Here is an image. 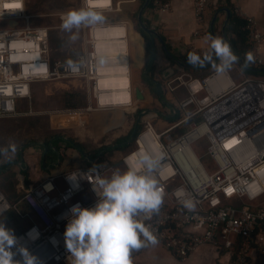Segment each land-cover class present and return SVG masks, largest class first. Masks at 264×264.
I'll use <instances>...</instances> for the list:
<instances>
[{
	"label": "built area",
	"instance_id": "2783aa9c",
	"mask_svg": "<svg viewBox=\"0 0 264 264\" xmlns=\"http://www.w3.org/2000/svg\"><path fill=\"white\" fill-rule=\"evenodd\" d=\"M7 2L19 7L0 8V21L9 24L0 28V120L33 112L32 84L68 81L85 87L86 113L126 111L139 120L129 147L109 161L49 176L27 189L16 204L0 190V223L10 213L27 222L14 233L18 246L26 247L37 264H70L64 233L71 207H94L99 179L129 168L143 172L139 157L147 154L155 161L148 174L161 190L162 201L158 210L142 213L138 219L162 247L186 262L197 249L219 242L234 256L219 264H249L257 236L264 239V80L251 76L237 81L230 69L212 68L195 75L177 67V72L158 83L166 96L182 94L177 109L165 107L173 116L179 112V118L157 130L154 120L144 118L149 111L139 113L136 104L138 84L128 23L110 18L121 13L120 1L96 0L95 10L104 21L80 28L82 51L71 63L51 58V29L32 23L26 0ZM84 6L85 0H80V8ZM192 7L196 38L206 26V0H195ZM170 9L168 1L152 2V13ZM65 13L57 14L59 28ZM233 13L245 21L246 53L253 57L248 64L264 70V34L258 21L237 8ZM189 52L203 56L194 48ZM185 200L192 201L194 209H187ZM14 259L22 257L17 254Z\"/></svg>",
	"mask_w": 264,
	"mask_h": 264
},
{
	"label": "rangeland",
	"instance_id": "374dc122",
	"mask_svg": "<svg viewBox=\"0 0 264 264\" xmlns=\"http://www.w3.org/2000/svg\"><path fill=\"white\" fill-rule=\"evenodd\" d=\"M115 1H120V10L122 12L116 16L111 15L110 18H118L128 22L133 27L134 31L138 33L136 30V17L144 1ZM25 4L26 12L32 16V23L34 25H44L51 29V58L60 59L66 63L73 62L81 54L83 33L80 29L78 31L74 30L73 33L63 31L58 27L57 14L79 9L80 0H26ZM144 12H146L144 16L150 22L151 19L149 18L151 14H153L151 9H146ZM10 25H13V23H10ZM3 27H9V24L5 21H0V28ZM149 27L151 28V25ZM155 31L159 34L157 30ZM73 34L76 36L75 40L71 38ZM154 45L155 48L160 50V43L158 40L154 39ZM142 53V65L136 70L134 69L136 75L135 80L139 81L141 87H143L145 91L144 103L139 105L138 111L157 110L159 112H167L166 108L161 103L158 91H156V85L154 84L151 86L147 80L143 78V76H145L158 83L154 78V71H147L148 64L145 63L147 58L145 50H143ZM234 71L233 76L237 81H240L245 76L239 64L236 65ZM165 95L166 93L164 92V96ZM31 102L33 104L32 113L17 118L0 120V148L12 149L14 157L18 158V156H16L18 155L17 152H19L23 146L29 144L34 145L38 160L40 157L48 164L52 163L54 160H56L54 162H57V158L58 160L60 158L61 163L64 165L69 161H74V157H78V155H80L86 163L85 160L87 159L83 156L91 158L90 156L95 155L99 158L103 152H106L107 156L110 157L109 154L114 153L113 157H116L122 152L121 149L113 150L117 145L120 146L123 143L121 137L118 138L114 135V132L118 129L109 130L107 134L104 133L99 139H93L89 135V133H92L93 122L92 120L89 122L87 121V117H91V115L85 112L88 106V100L85 87L82 83L74 81L34 83L32 84ZM71 105L74 106V110L69 108ZM122 116L124 117V122L120 123L122 125L121 131H119L125 134V138L128 137L129 140L138 115H131L129 112L125 111L122 113ZM79 118L83 120L78 122L77 119ZM156 121L159 123L158 120ZM160 124L163 125V123ZM57 139H61L62 142L57 146H54V143L51 145V143L55 142ZM51 149L54 151L53 160H50L48 156ZM9 155L10 154L5 155L6 160L11 159ZM23 156L25 157V154H23ZM0 180L3 183L11 185V180L13 179L1 178ZM9 201L11 203H16L12 200ZM24 208L25 207H23V210ZM20 209H22V207H20ZM2 223L14 233H18L27 225V222L16 218L13 213L5 217Z\"/></svg>",
	"mask_w": 264,
	"mask_h": 264
},
{
	"label": "clouds",
	"instance_id": "9594fccd",
	"mask_svg": "<svg viewBox=\"0 0 264 264\" xmlns=\"http://www.w3.org/2000/svg\"><path fill=\"white\" fill-rule=\"evenodd\" d=\"M96 0H85V6L63 14L61 29L68 33L82 26L91 27L104 21L103 15L95 10ZM18 3L0 0V8H18ZM73 40L76 36L73 34ZM209 49L203 56L189 52L186 63L204 66L211 63L217 72L228 70L239 57L222 37L208 36ZM215 60L219 63L214 62ZM252 54H245V64L251 62ZM143 172L129 168L125 172H113L110 178L98 181L99 200L92 208H82L79 204L69 210L71 218L64 233L65 247L72 259L70 264H132V250H139L148 244H155L156 237L149 227L140 222L142 213L158 210L161 190L150 173L155 161L147 154L139 157ZM70 180H75L69 176ZM47 187H51L50 185ZM192 210L195 205L190 200L183 201ZM16 251H13V249ZM19 254L22 260H15ZM0 264H37V258L23 246H18L14 232L0 223Z\"/></svg>",
	"mask_w": 264,
	"mask_h": 264
},
{
	"label": "crops",
	"instance_id": "0c3cea01",
	"mask_svg": "<svg viewBox=\"0 0 264 264\" xmlns=\"http://www.w3.org/2000/svg\"><path fill=\"white\" fill-rule=\"evenodd\" d=\"M165 1L170 3L171 9L164 13H153L149 19H151V28L153 30L155 28V30L165 38L166 43L171 47V54L174 56L184 55L192 48L204 54L209 49L210 41L206 38L210 35L213 37H222L231 46V49L236 55L239 53V50H247L249 47L247 35L245 41H242L238 39V36L227 31L230 23L229 20L232 16L239 18L245 24L243 18L233 13L234 8L240 9L246 16L254 17L258 21L259 28L264 34V0H206V7L204 9V21L206 26L203 28L204 32L202 35L196 38L193 36L196 25L193 19L192 7L195 0ZM128 26L130 45L132 48V65L136 70L142 65V51L144 50V46L141 35L136 33L129 23ZM241 30L246 32L245 26H243ZM159 49L160 50L154 47L155 51L153 55L155 65L154 78L157 81L161 78L163 71L168 67L174 68V70H176L175 72L178 71V66L167 58L161 44ZM216 63H219V61ZM237 64L238 63H234L230 68L232 73L235 72L234 68ZM239 66L245 73L244 77L253 76L249 75V71L244 70L240 63ZM134 77L136 78L135 73ZM258 77L264 80V76ZM136 82L139 83L138 80H136ZM141 89L145 95L143 87H141ZM143 103L144 100L138 101L136 104ZM122 113V111H105L104 113L89 114L91 117L88 116L89 118L87 117V121L89 122L92 120L93 122L92 133H89V135L93 139H99L104 133L107 134L109 130L118 129L114 132V135L118 138H125L126 135L120 132L122 125L120 123L124 122ZM81 120L83 119H77L78 122ZM53 143L54 142H52L51 145H53ZM22 149L17 152L18 155L16 156H18V158L14 157V154H12L13 150L10 149L11 152L8 154H10L9 156H11V159L6 160L4 155L3 160L0 162V179H13L11 180V185L3 183L0 180V190L9 200L16 203L20 201L27 189L37 185L45 178L49 176H58L76 167L89 166L98 159L97 157L92 161L87 159L85 163L82 157L78 155V157H74V161H69L64 165L61 163L60 158L59 160L57 158V162H54L56 161L54 160L52 163L48 164L40 157L38 160V155L36 150H34L33 144L23 146ZM23 154H25V157ZM233 258L232 252L221 247L219 242L211 246H203L197 249L190 255L186 262H180L173 252L165 250L157 240L155 244H148L143 247L141 251L131 254V260L135 264H219L222 262H230ZM249 264H264V239L260 236H257L256 243L251 250Z\"/></svg>",
	"mask_w": 264,
	"mask_h": 264
},
{
	"label": "trees",
	"instance_id": "16d2710c",
	"mask_svg": "<svg viewBox=\"0 0 264 264\" xmlns=\"http://www.w3.org/2000/svg\"><path fill=\"white\" fill-rule=\"evenodd\" d=\"M144 1V0H142ZM165 1V0H164ZM152 2L153 0L150 1L149 5H148V8L147 9H151L152 7ZM146 12L143 13V17H142V20L144 21V23L146 24L147 27H149L151 24L150 22L146 19V17L144 16ZM137 22V21H136ZM229 28H228V32L230 33H233L234 35L238 36V39L239 40H242V41H245V37H246V32L245 31H242V27L245 26L244 22H242L239 18L235 17V16H232L229 20ZM133 28V27H132ZM136 30L137 32L141 35L142 37V41H143V44H144V50L146 52V62L148 64V69L147 71H150V70H153L154 71V68H155V65H154V58H153V54H152V43L149 39V37L139 28L138 25H136ZM165 46H166V50H168V52L171 54V47L166 43V40L165 38H163L161 36ZM249 50V47L248 49ZM247 50H239V53L240 55L244 58V55L245 53L247 52ZM187 54H184V55H180V56H174L175 58H177L180 62H182L183 64H186V65H189L188 63H186V57H187ZM239 64V61L237 62ZM247 65L250 67V65L247 63ZM189 66H192V65H189ZM213 68V67H212ZM212 68L210 69H204V70H187L188 72L192 73V74H195V75H203V74H206L207 72H209ZM252 68V67H251ZM253 70L249 71V75H253L255 77H258V76H264V70H258L257 68H252ZM144 80H147V82L153 86L154 83L152 82V80L148 77H145L143 76ZM156 91H158V95H159V98L161 100V103L164 107L168 108L169 106L172 107V108H178V99L182 96V94H177V95H171V96H164V92H163V88H162V83L160 82V84H158V89L156 88ZM69 108H71V110H74V106H69ZM142 110H140L139 112H141ZM144 118H150L154 121L158 120L159 123L154 122L155 124V128L157 130H162L164 128L163 125H171L173 124L175 121H177V119L179 118V112L176 116H173L172 113H166V112H159L157 110H150L145 116ZM160 123H163L160 124ZM183 129H180L179 131H182ZM121 141L123 142L120 146L117 145V147H115L113 150H118V149H121V151H124L126 150L129 145L126 144V142L128 141V137L126 138H123L121 139ZM62 140L61 139H57L55 142H54V146H57L59 143H61ZM69 145V144H68ZM71 146V145H70ZM197 150V149H196ZM112 151V150H111ZM198 153V155H200L201 153L197 150L196 151ZM114 153H111L109 154L110 157L113 156ZM48 156H49V159L50 160H53L52 158H54V151L51 149L48 153ZM91 159H95V155H92L90 156ZM109 156H107V153L106 152H103V154L97 159V161H95L94 164H101L103 162H107L109 161L110 159ZM11 203V202H10ZM11 204H16V203H11ZM25 210V208H24ZM14 216H16L15 213H13ZM16 218H18L16 216ZM19 219V218H18Z\"/></svg>",
	"mask_w": 264,
	"mask_h": 264
},
{
	"label": "water",
	"instance_id": "95a60500",
	"mask_svg": "<svg viewBox=\"0 0 264 264\" xmlns=\"http://www.w3.org/2000/svg\"><path fill=\"white\" fill-rule=\"evenodd\" d=\"M150 1L151 0H144L143 4L141 5V7L139 8V10L137 12L136 21H137V25L139 26V28L149 37V39H150V41L152 43V54L154 55V51H155L154 50V39H156L161 44V46H162L167 58L170 59L178 67H180V68H182L184 70H203V69L211 68L212 67L211 63L205 64L204 66H195V67L183 64L177 58H175L173 55H171L168 52V50H166V46H165V44H164V42H163V40L161 38V35L158 34L152 28L147 27L146 24L144 23V21L142 20L143 13L148 8V5H149ZM237 56L239 57V63H240L241 67L244 70H246V71L253 70L251 67H249L247 64H245V61H244L243 57L239 53H237ZM214 62L216 63L217 60H214ZM174 73H175L174 68L168 67V68H166V70L163 71L161 78L162 79H166L169 76L173 75ZM152 82L156 85V88L158 89V83H156L154 81H152ZM137 84H138V88H136V91H135V98H136L137 101H143L144 98H145V95L142 92L140 83H137ZM138 124H139V120L136 121L134 129H133V131L131 133V136H130L129 140L126 142V144H130L131 143L132 137H133V135H134V133H135L137 127H138ZM10 152H11L10 149H1L0 148V162L3 160L4 155H6V154H8ZM83 157H85L86 159L92 161L91 158H88L86 156H83Z\"/></svg>",
	"mask_w": 264,
	"mask_h": 264
}]
</instances>
